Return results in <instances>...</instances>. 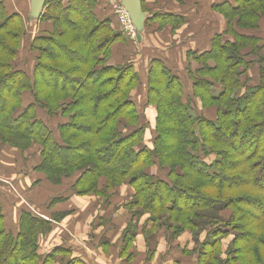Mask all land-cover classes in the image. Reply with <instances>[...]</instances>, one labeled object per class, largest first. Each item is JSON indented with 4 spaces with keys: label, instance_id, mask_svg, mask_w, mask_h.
<instances>
[{
    "label": "trees",
    "instance_id": "16d2710c",
    "mask_svg": "<svg viewBox=\"0 0 264 264\" xmlns=\"http://www.w3.org/2000/svg\"><path fill=\"white\" fill-rule=\"evenodd\" d=\"M96 4L44 1L39 18L28 19L51 22L53 31L29 41L36 56L28 75L14 68L26 24L0 0V143L20 151L38 145L41 160L34 171L51 185L78 172L72 185L77 195L106 197L115 187L131 186L136 195L126 207L133 217L185 216L180 225L169 219L155 224L173 234L187 227L203 231L212 222L231 227L239 233L233 243L246 245L230 251L232 260L264 264L253 247L264 250V238L256 232L264 222V40L252 34L264 18V0L211 5L226 20V29L211 37L207 51L188 53L198 63L188 71L190 97L163 62L152 59L145 97V104L156 109L151 147L144 143L145 124L131 100L137 74L128 64L106 65L121 34L110 20L97 21ZM140 7L145 9L143 0ZM147 17L160 27L183 24L182 16L168 12ZM253 66L256 77L248 74ZM193 99L202 109L215 107V120L198 114ZM37 108L60 118L56 134L37 116ZM154 166L165 176L148 174ZM220 210L230 211L232 218L218 222ZM48 230L47 222L22 212L12 234L4 228L0 208V264H52L61 250L38 254V236ZM219 247L217 236L204 241L197 258L220 264Z\"/></svg>",
    "mask_w": 264,
    "mask_h": 264
},
{
    "label": "crops",
    "instance_id": "0c3cea01",
    "mask_svg": "<svg viewBox=\"0 0 264 264\" xmlns=\"http://www.w3.org/2000/svg\"><path fill=\"white\" fill-rule=\"evenodd\" d=\"M221 1L224 0H186L184 4L158 5L154 0H143L147 12L161 10L180 15L184 22L175 30L169 24L160 27L157 22L149 21L145 23L139 41L129 39L114 17L102 15L109 18L111 28L121 34V40L111 47L106 65L128 64L137 74L138 83L131 93V100L141 118L140 124H145L146 146L152 145L156 116L155 107L145 104L147 74L152 59L162 61L184 85L185 96L190 97L188 71L192 72L198 65L188 53L207 51L211 37L225 31L226 20L211 9L213 3ZM5 5L8 12L20 14L26 24L14 68L30 75L36 53L29 51L28 43L35 36L51 33L53 24L48 21L30 22L28 0H5ZM97 10L104 14L102 7L98 6ZM99 11H96L97 15ZM236 31L240 32V29ZM252 34L264 40V18ZM256 72L257 67L253 66L248 74L256 77ZM193 102L198 114L215 120V107L202 109L198 100L193 99ZM36 114L57 133V125L61 121L58 116L47 117L39 108ZM40 160L38 150L28 156L0 144V208L4 228L15 234L22 212L47 222L48 232L38 236L37 241L41 257L59 249L62 252L55 259L65 263L73 261V264H196L197 255L192 253L194 242L190 233L185 232L172 239L163 226L146 222L143 228L142 221L132 220L126 209L119 205L115 207L114 203L122 199L121 191L112 201L99 203L91 196L75 194L68 181L59 186L51 185L44 174L34 171ZM152 169L158 170L157 166ZM58 215L62 216L56 219ZM101 215L106 219L101 220ZM131 225L133 230H127ZM126 230L128 233L124 235Z\"/></svg>",
    "mask_w": 264,
    "mask_h": 264
},
{
    "label": "rangeland",
    "instance_id": "374dc122",
    "mask_svg": "<svg viewBox=\"0 0 264 264\" xmlns=\"http://www.w3.org/2000/svg\"><path fill=\"white\" fill-rule=\"evenodd\" d=\"M49 1H53V0H49ZM155 1H156V4H158V5L159 4L173 3V2L177 3L174 0H155ZM62 2L66 3V0H62ZM119 3H120V0H97V4L94 7V12L99 11V10H97L98 6L102 7V10L104 12V14H103V13H101L99 11L100 14L97 15V18H98L97 21L102 23V22L106 21L105 19L109 20V18L102 17V15H107L108 14L109 17L110 16L114 17L117 20V22H119L118 18L116 17L117 15H115L114 11H113L114 5L115 4H119ZM182 4H184V2ZM32 9H33V6L31 5V10ZM158 11H161V10H154L152 12L154 13V12H158ZM29 12H30V9H29ZM141 12L144 14V20H143L142 29H141V32H142L143 31V27L145 26V23L147 24L149 22V21H146L147 18H148L146 15H147V13H148V15H150V13H152V12H147L145 9H142V8H141ZM109 26L111 27L110 22H109ZM170 26L172 27V25H170ZM179 28H180V26L175 28V30H177ZM120 29H121V26H120ZM133 29H134V27H133ZM134 31H135V29H134ZM191 59L193 61H195L192 58V56H191ZM196 64L198 65L197 62H196ZM0 144L4 146V144H2V143H0ZM5 146H8V145H5ZM8 147L12 148L11 146H8ZM38 148H39L38 145H33L32 144L25 151H20V150H18L16 148H14V149L20 151V153H27V155L30 156ZM147 173L152 175V177H154V178L155 177H164L165 176V173L163 171H160L159 169L156 171V170L152 169V167L149 170H147ZM78 176H79L78 172L74 173L70 178L64 179L61 184H66V183L69 182V183H71L73 185L74 180H76L78 178ZM99 183L101 185L103 183V180L102 179L99 180ZM57 186H59V185H57ZM119 191L122 192V195H123L122 199L121 200L119 199L116 203H114V205H115V207H117V205H119L121 208L126 209L127 212H129V210L126 207V204L133 200V198L135 197L136 193H135V190L131 186H127V184H122V185H120L118 187H115V188L111 189L110 191L107 192V196L106 197H102V196L97 195V194L80 195V196H91L92 199H95L99 203H103V202H105L107 200L108 201L109 200L112 201L113 199H115L116 198L115 195ZM188 204H183V205H179V206H184V205H188ZM100 207H102V206H100ZM129 214H130V212H129ZM130 216H131L132 220L137 219V220L142 221L143 222L142 223V227L144 225H147L146 222H151L152 225H154L156 223L159 224L162 221L165 222L164 221L165 219H169L172 223H174V225H180V224H182L184 222V219H185V216L178 217V216H175L173 214L166 213V212L145 214L143 216H140L139 218L133 217L132 214H130ZM186 217H188V216H186ZM230 218H232V213L230 211L220 210L218 212V219H219L218 222L221 221L222 224H223V223H225V221H228ZM100 219L104 220L106 218L103 215H101ZM169 223L170 222L167 221V224H169ZM214 223L215 222L208 223L206 225V227H204L203 231H202V229L200 230V229H193L191 227H187V229L181 230V231L177 232V234H173V231L167 230V228L164 227V226H163V228L165 230H167L168 236H170L172 239H175L174 237L180 236V235L184 234L185 232L190 233L192 238H193V242H194V245L192 247V253L196 254L197 256H198V251H199V248H200L201 244L204 241L213 240V238L215 236H217V240L220 241V247H219L218 252H217L218 255H219V259L221 260L220 264H241V263H238L236 261H233L232 258H231L232 254H230V251L233 252L236 249H239L241 247H245L246 246L243 243H233V241H235L234 240L235 237L238 236L239 233H236L235 231L233 232L231 227H226L225 225H221V224H217V226H216V225H214ZM159 227H162V226H159ZM143 228H145V227H143ZM127 230L132 231L133 230V225H131V227L129 229H127ZM127 230H126V232H124V235L127 233ZM256 232L259 233L258 235L260 237L264 238V222H262V223H260V224H258L256 226ZM253 247L256 248V250H258V253L260 254V256L262 258H264V250L260 246H257L255 244L253 245ZM187 254H191V253H187ZM55 257L53 258V261L51 262L52 264H64L65 263L63 260L57 261L55 259ZM65 264H68V263L66 262ZM196 264H204V260L202 258L200 259L198 257L197 261H196ZM247 264H252V263L249 261Z\"/></svg>",
    "mask_w": 264,
    "mask_h": 264
},
{
    "label": "water",
    "instance_id": "95a60500",
    "mask_svg": "<svg viewBox=\"0 0 264 264\" xmlns=\"http://www.w3.org/2000/svg\"><path fill=\"white\" fill-rule=\"evenodd\" d=\"M45 0H28L29 2V19L36 20L39 18L40 12L43 8ZM141 0H120V6L126 11L129 20L131 21L132 26L135 29L137 34L136 40H140V33L142 29V23L144 20V14L141 12L140 7ZM33 3V4H32ZM31 5L33 9L31 10Z\"/></svg>",
    "mask_w": 264,
    "mask_h": 264
},
{
    "label": "built area",
    "instance_id": "2783aa9c",
    "mask_svg": "<svg viewBox=\"0 0 264 264\" xmlns=\"http://www.w3.org/2000/svg\"><path fill=\"white\" fill-rule=\"evenodd\" d=\"M113 11L114 14L117 15L116 17L118 18V23L120 24L123 33H125L129 37V39L135 41L137 34L133 29L126 11L122 6H120V4H115L113 7Z\"/></svg>",
    "mask_w": 264,
    "mask_h": 264
}]
</instances>
